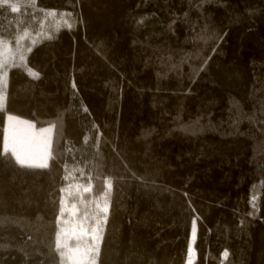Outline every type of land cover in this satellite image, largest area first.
Segmentation results:
<instances>
[{"label":"trees","instance_id":"obj_1","mask_svg":"<svg viewBox=\"0 0 264 264\" xmlns=\"http://www.w3.org/2000/svg\"><path fill=\"white\" fill-rule=\"evenodd\" d=\"M92 3L119 60L77 54ZM0 39V264H65L64 196L96 264H186L194 223L192 264H264V0H0ZM8 115L53 126L47 168L3 154Z\"/></svg>","mask_w":264,"mask_h":264},{"label":"rangeland","instance_id":"obj_2","mask_svg":"<svg viewBox=\"0 0 264 264\" xmlns=\"http://www.w3.org/2000/svg\"><path fill=\"white\" fill-rule=\"evenodd\" d=\"M86 6L85 9H83L82 13L80 14L81 35L79 36V45H78L79 47L77 54L79 56H86V53H88L89 57L92 58L101 57L107 61L112 60L114 58L119 60L121 56L120 51L122 49V39H121L122 28H123L122 13L120 12L119 14L117 13V15H114L111 9L109 10L105 9L104 13H102L103 11L101 9V6L93 3ZM113 10L117 12L116 8H113ZM87 30L93 32L94 39L91 41H86L85 39ZM97 34H104L105 37L104 36L100 37ZM108 45L113 47L109 48ZM0 53H4V55L0 56V59H7L8 63L11 62L14 57L9 42L3 39H0ZM4 73H5L4 68L0 69V95H3L5 97L4 86L6 85L7 82V76ZM4 103H5V99L3 104L0 105V108H2L5 105ZM9 116L17 118L18 121H26L29 124L34 125L33 122L28 121L26 119H22L20 117L13 115H8L6 119L4 141L6 135H8L10 131V125L15 124L17 134L22 142L21 147L23 148L24 152L30 154L34 158V162L37 164L46 158L47 163L49 165L50 157H51V145L54 136L53 126H45L38 128L34 125L33 128H28L27 124L15 123L14 121L10 122L8 119ZM116 120H118L119 122V117ZM41 129H50V131H46L41 134ZM127 144H128V140L120 142V140L117 139L116 147H118L119 150L118 152L120 153V155L130 152L127 151ZM113 168L115 167L112 162V172H116L117 171L116 168L115 169ZM62 203H63V211L60 216L61 228L59 235H60L61 243L66 245L65 248H62V251L67 252L68 249L75 250L77 248L83 251L84 249H86L91 245L99 246L101 239L100 240L92 239V235H93L92 229L78 228L79 223L73 218L76 212L75 208L73 206L68 205L67 198L65 196L63 198ZM96 227L97 226H94V228ZM195 237H196V223H194L192 230L191 242L189 247V256L186 264H192L195 259V250L193 246ZM73 239L79 240V243L76 246H72L70 243L71 240ZM65 264H73V261L67 258ZM85 264H87V258Z\"/></svg>","mask_w":264,"mask_h":264},{"label":"snow or ice","instance_id":"obj_3","mask_svg":"<svg viewBox=\"0 0 264 264\" xmlns=\"http://www.w3.org/2000/svg\"><path fill=\"white\" fill-rule=\"evenodd\" d=\"M4 3H7V0H3ZM12 11H18V8L15 4L11 5ZM49 16H56V12L52 11L48 13ZM64 15H70V14H61V18H63ZM65 24H67L68 27H71V24H68L67 21H65ZM50 38V37H49ZM30 51V49H29ZM4 55V53H0V56ZM24 57L21 55V60H23ZM8 64L7 59H0V69L5 68V66ZM6 75V73H4ZM33 76H38V73L33 72ZM5 97L3 95H0V105L3 104ZM9 121H14L15 123H24L27 124L28 128H33L34 125L29 124L26 121H18L17 118L9 116ZM50 131V129H41V134ZM21 140L17 134L15 124L10 125V131L8 135L5 137L4 141V150L3 154H7L9 151L11 152L12 156L15 157L16 162L22 166H29V167H41V168H47L48 163L47 159H43L40 163H35L34 158L28 154L25 153L23 148L21 147ZM107 186L109 189H111L112 184L111 181H108ZM90 188H85L84 191L88 192L90 191ZM99 207V205H97ZM103 211L107 213L108 207L107 205L104 206ZM100 221L97 220V227L92 229V239L93 240H100L102 237L99 235V228ZM66 245L62 244L60 241V235L57 236V249L65 248ZM99 254V246L98 245H91L81 251L79 248L77 249H68L67 252L61 251L60 255L62 257H67L69 260L73 261V264H85L86 258H87V264H96V257Z\"/></svg>","mask_w":264,"mask_h":264},{"label":"bare ground","instance_id":"obj_4","mask_svg":"<svg viewBox=\"0 0 264 264\" xmlns=\"http://www.w3.org/2000/svg\"><path fill=\"white\" fill-rule=\"evenodd\" d=\"M79 223V222H78ZM78 228L82 229L84 228L81 224H78Z\"/></svg>","mask_w":264,"mask_h":264}]
</instances>
